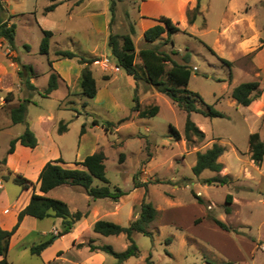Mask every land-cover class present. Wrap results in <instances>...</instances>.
I'll list each match as a JSON object with an SVG mask.
<instances>
[{
  "label": "rangeland",
  "instance_id": "rangeland-1",
  "mask_svg": "<svg viewBox=\"0 0 264 264\" xmlns=\"http://www.w3.org/2000/svg\"><path fill=\"white\" fill-rule=\"evenodd\" d=\"M2 4L0 14L8 8L17 31L16 49L0 46V223L9 224L23 201L21 186L13 177L20 173L31 179V194L39 190L35 171L59 157L65 167L76 168L82 167L77 161L103 150L109 187L125 192L118 200H93L79 186L53 189L50 196L68 202L72 212L89 211V215L59 237L61 219L29 217L13 237L8 254L13 264H113L116 259L108 253L90 252L86 246L79 249L74 241L94 239L95 244L125 250L129 244L125 234L105 236L95 232L93 225L98 219L129 225L139 216L144 198L159 210L150 226L153 236L136 233L140 255L122 264H148L150 253L155 264H220L228 260L234 264H264V159L254 162L249 150L250 133L258 131L264 139V90L249 106L237 104L231 96L233 87L244 81H258L264 88V0H200L194 23L189 22L188 15L197 0H116L114 7L112 0H84L75 5L70 18L66 14L71 2L54 13L44 12L50 0H8V4L2 0ZM92 14L96 16L90 17ZM161 16L170 17L180 28L171 37L173 43L167 33L147 43L145 28ZM110 23L112 31L107 28ZM130 23L136 29L133 39L137 52L158 46L179 63H184L189 54L193 73L188 88L202 97L197 106L203 111L213 106L225 114L209 117L191 113L192 120L205 132L203 141L188 145L184 136L176 139L171 135V125L183 132L187 113L144 79L136 81L124 69L112 72L95 63L60 59L55 54L60 47L84 56L98 44L97 54L90 57L99 59L105 54L110 32L129 33ZM41 27L56 33L48 55L40 52ZM49 59L59 60L53 64L60 74L59 87L44 97L21 83L18 62L33 65L35 84L43 91L51 71ZM136 63L140 68L139 56ZM76 64L89 65L94 71L98 85L95 97L82 93ZM171 65L168 63L167 69ZM8 94H12L11 100L6 99ZM25 97L32 99L26 119L38 135V145L29 148L17 144L10 161V140L26 127V123L14 124L10 111ZM137 102L140 109L157 104L160 110L155 116L139 117L134 110ZM95 118L98 125L93 124ZM107 122L112 123L108 131L102 125ZM60 124L66 125L63 133L58 131ZM83 126L86 132L81 134ZM214 143L225 148L219 158L223 164L220 174L230 177L225 185L205 184L203 179L218 173L204 170L196 175L192 169L197 152ZM135 176L147 186L135 187ZM93 185L103 182L95 179ZM229 193L233 202L231 212H226ZM208 213L232 230L213 224L207 219ZM48 239L53 242L41 255L31 252L32 245Z\"/></svg>",
  "mask_w": 264,
  "mask_h": 264
},
{
  "label": "trees",
  "instance_id": "trees-1",
  "mask_svg": "<svg viewBox=\"0 0 264 264\" xmlns=\"http://www.w3.org/2000/svg\"><path fill=\"white\" fill-rule=\"evenodd\" d=\"M51 3L45 7V13L52 11L58 3L63 0H50ZM83 0H77V3ZM113 7L116 4V0H112ZM0 8H3L2 0H0ZM200 10V0H197V4L193 11L189 13V22L194 23ZM112 23V21H111ZM111 23L109 29L112 31ZM16 23H12L8 26L5 23L0 34L4 36L7 41L14 47L16 37ZM180 28L174 21L167 16H161L158 22L148 27L143 32L144 40L147 43H154L158 40L162 34L167 33L169 40L173 43L172 35ZM129 33L117 34L110 32L109 34V47L111 50V58L113 62L124 69L127 74L132 76L136 81L144 79L149 82L156 91L167 95L177 106L187 113V118L183 132L178 128L171 125V135L176 139H181L184 136L188 145L194 144L196 141H203L205 139V132L192 120L191 113L200 112L209 117H224L225 114L214 108L208 107V111H203L197 106V102L202 100L201 95L198 92L192 91L188 88L193 68L188 64L190 57L186 54L184 57L185 62L179 63L173 59V57L166 51L160 50L158 46L143 47L138 52L133 39L136 29L133 23L129 25ZM43 37L40 43V52L48 55L50 51V41L53 35L51 30L42 29ZM211 49V48H210ZM173 53H176L173 51ZM55 54L61 58H78L80 63H94L98 58H87L85 56H79L76 52L68 49H59ZM140 57L142 65L140 68L137 66L136 59ZM229 66L232 62L223 59ZM53 60L49 59V64L52 69L50 73L48 84L46 88L41 91L37 89L35 84L31 81V78L35 75V70L32 64L21 65L18 75L22 83L31 90H37L38 93L44 97L50 96V94L56 90L59 86L58 78L59 74L53 69ZM168 63H171V67L167 69ZM80 87L82 93L89 98H93L98 93L97 78L92 68L87 65L81 71ZM264 88L260 87L258 81H244L233 87L231 96L237 104L243 106H249L255 99L259 98ZM7 100L12 99V94H8ZM31 102L30 97L23 98L17 106L11 108L10 116L12 122L26 123L24 131L15 138L10 140V145L7 150V154H13L16 149L17 143L29 148H35L38 145V137L34 130L27 122L28 104ZM134 110L138 111L139 117H152L158 114L160 108L159 105H151L144 109H140L139 102H137ZM94 125L99 124V120L96 118L93 121ZM103 127L106 131L110 129L111 122L103 123ZM66 129L65 124H60L58 131L63 133ZM86 132L85 126L81 129V134ZM249 150L251 152V158L256 163H261L264 159V139L258 131H254L249 135ZM224 146L214 143L210 148L205 151H198L196 156V163L192 167L193 172L196 175H200L204 170H210L218 173L215 176L208 177L202 180L205 184H218L225 185L230 181L228 175H221L220 172L223 169V164L219 158L224 153ZM14 155L11 156L10 161ZM123 154H121V159ZM106 154L103 150L95 151L87 155L82 161H77L76 164L82 167L68 168L63 165L64 159L59 157L56 160L47 161L42 167L37 182L39 183V192L33 190L29 202L24 206L17 215V221L11 229H4L0 226V264H13L8 259L10 250V242L12 236L19 229L25 216L29 215L37 219L45 218H59L62 220V228L57 233V237L71 232L75 226V223L80 221L83 217L89 215V211L82 212L77 210L72 212L68 202L47 195L51 190L61 185L79 186L84 189L85 193L93 200L101 198H111L118 200L120 196L125 194L123 190L116 187L114 190L109 187V179L106 173ZM14 181L21 186L22 189H29L33 185V181L23 174H16L13 177ZM95 179L103 182V185H93ZM134 186H147V183H140L137 177H134ZM194 196L200 203H204L203 198L194 192ZM233 202V195L227 194L226 196V212H231V203ZM159 216V210L153 205L152 202L147 201L145 198L141 203V211L139 216L133 220L129 225L123 226L113 221L104 219H98L93 225V230L105 236L125 234L129 241L128 246L123 251H117L111 244H95L94 239H90L87 242H76L74 244L77 248L88 247L90 252H105L113 256L116 262L113 264H122L131 257L140 255V248L136 243L134 235L141 233L147 236H153L150 226L157 220ZM207 219L213 224L225 229L227 231L232 230L224 221L216 216L208 213ZM201 219H197V222ZM170 241V238L167 239ZM53 239L42 241L38 244L31 246V252L36 255L41 253L52 244ZM62 251L58 252L60 255ZM211 264H215L213 261H209ZM148 264H155L152 260L151 253L147 257ZM172 264V263H168ZM220 264H234L233 261H223Z\"/></svg>",
  "mask_w": 264,
  "mask_h": 264
},
{
  "label": "crops",
  "instance_id": "crops-1",
  "mask_svg": "<svg viewBox=\"0 0 264 264\" xmlns=\"http://www.w3.org/2000/svg\"><path fill=\"white\" fill-rule=\"evenodd\" d=\"M6 1V3L8 4V0H5ZM84 1V0H83ZM82 1V2H83ZM67 2H71V5H70V8H69V10L67 11V16L70 18L71 17V15H70V13L73 11V8L75 7V5H78V3H76L75 1H73V0H63V1H61L60 3H58V5L52 10V11H49V13H54L60 6H62V5H64L65 3H67ZM50 3H51V1H50ZM73 3V4H72ZM81 3V2H80ZM79 3V4H80ZM49 5V4H48ZM47 5V6H48ZM8 9V8H7ZM44 12H45V10H44ZM46 13H48V12H46ZM96 15L95 14H92V15H90V17H95ZM69 20V19H68ZM14 23V22H13ZM16 23V22H15ZM156 24V23H155ZM17 26V25H16ZM150 26H152L151 24L150 25H148L146 28H145V30L148 28V27H150ZM107 28H108V30H109V25L107 26ZM41 29H44V28H42L41 27ZM47 30H50V29H47ZM144 30V31H145ZM16 31H17V27H16ZM52 32H53V35H52V37H51V41H56L55 39H56V33L53 31V30H51ZM108 40H109V35L107 36V40L105 41V54L104 55H111V50L109 49V46H108ZM51 41H50V44H51ZM98 44L96 45H94V47L92 48V50H90V49H88L89 51H87V53H85V54H87V55H84L85 57H87V58H91L90 56H95L96 54H97V50H98ZM14 48L16 49V47H15V42H14ZM59 49H62V48H60V47H57L56 48V50H55V52L57 51V50H59ZM102 55V54H101ZM102 56H100V58H101ZM57 61H59V60H56L55 62H57ZM20 62V61H19ZM18 62V63H19ZM55 62H53L52 63V66H53V64L55 63ZM21 63V62H20ZM20 67H21V65H20ZM85 66H83V65H81V64H76V66H75V68L77 69L78 68V70H77V74H81V71H82V69L84 68ZM53 69L59 74V72H58V70L57 69H55V67H53ZM52 72V69H51V71H50V73ZM50 73H49V76H50ZM59 76H60V74H59ZM79 76V75H78ZM35 77H37V73H36V71H35V75L31 78V81L35 84V80H34V78ZM20 78V77H19ZM21 80V79H20ZM48 80H49V77H48ZM21 83H22V81H21ZM58 83H59V81H58ZM23 84V83H22ZM47 84H48V81H47ZM24 85V84H23ZM35 86L37 87V85L35 84ZM26 87V86H25ZM59 87V86H58ZM27 88V87H26ZM28 89V88H27ZM37 89H38V87H37ZM29 90H31V89H29ZM98 94V93H97ZM31 98V97H30ZM31 101H32V99H31ZM35 132V131H34ZM37 135V134H36ZM37 137H38V135H37ZM18 145H21L20 143H17ZM14 153H16V149H15V152ZM14 153L13 154H10V155H14ZM44 165H42V166H40V168H38L36 171H35V178H34V180L36 181V183H38L37 182V179H38V176H39V173H40V171H41V169H42V167H43ZM38 185H39V183H38ZM38 188H39V186H38ZM52 191V190H51ZM50 191V192H51ZM33 192V191H32ZM32 192H31V194H32ZM37 192H39V190H37ZM50 192L49 193H47V195H50ZM21 195V199L20 200H23L22 201V203H19V204H21V205H19L18 207H17V209H16V211H15V213H14V216H13V220L9 223V224H3V223H0V226L2 227V228H4V229H11L12 227H13V225L16 223V221H17V215H18V212L24 207V206H26V204L29 202V200H30V197H31V194H29L28 193V189H22L21 188V193H20ZM26 195V196H25ZM23 196H25V198H23ZM19 200V201H20ZM5 211V210H4ZM29 217H32V216H29V215H27V216H25V218L23 219V221H22V223H21V225H20V227H19V229L17 230V232H19L20 230H21V228L23 227V225H24V223L26 222V220L29 218ZM35 218V217H34ZM59 219V218H58ZM60 221H62V220H60ZM16 232V233H17ZM15 233V234H16ZM14 234V235H15ZM14 235L12 236V238H11V242H10V247H11V244H12V240H13V237H14ZM98 253V252H97ZM99 253H101V255H103V252L102 251H100ZM1 255H0V259H1Z\"/></svg>",
  "mask_w": 264,
  "mask_h": 264
},
{
  "label": "built area",
  "instance_id": "built-area-1",
  "mask_svg": "<svg viewBox=\"0 0 264 264\" xmlns=\"http://www.w3.org/2000/svg\"><path fill=\"white\" fill-rule=\"evenodd\" d=\"M5 14H0V30L2 26L7 23L8 26L12 24L10 22V12L8 9L4 8ZM6 44V48L11 50L12 45L7 41V39L0 34V46ZM95 64L100 65L105 70H110L112 72H119L121 70L120 66L112 61L111 55H104L101 58L94 61ZM2 188V181L0 180V189ZM8 210V209H7Z\"/></svg>",
  "mask_w": 264,
  "mask_h": 264
}]
</instances>
